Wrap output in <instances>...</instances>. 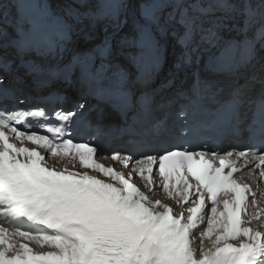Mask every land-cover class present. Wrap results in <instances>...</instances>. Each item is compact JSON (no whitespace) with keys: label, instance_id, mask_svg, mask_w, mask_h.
<instances>
[{"label":"snow or ice","instance_id":"1","mask_svg":"<svg viewBox=\"0 0 264 264\" xmlns=\"http://www.w3.org/2000/svg\"><path fill=\"white\" fill-rule=\"evenodd\" d=\"M87 5L88 0H68L64 17L58 18L62 40H70L73 21L86 17L109 20L119 28L123 0H95V11L82 12ZM21 7L28 10L23 35L11 43L22 56L46 46L50 13L35 3ZM166 7L171 11L163 16ZM142 15L145 23L136 25L131 41L115 32L104 38L94 50L99 64L87 53H73L55 69L22 62L27 73L44 83L68 82L78 72L85 102L70 109L21 108L16 95L21 90L5 86L0 76V264H264V209L257 200L264 192L258 194L249 182L257 174L264 181V147L221 153L201 144L191 150L208 124L198 119L195 100L183 91L177 95L188 98L193 108L191 114L187 106L181 108L179 120L185 127L179 136L166 124L153 133L152 95L135 96L129 74L106 62L114 39L131 44L138 49L131 57L141 69L137 80L147 84L164 59L158 33L165 35L170 28L184 49L174 63L179 69L192 62L191 53L200 44L219 46L226 21L243 16V39L225 41L215 65H209L214 72L234 71L251 62L257 42L264 47V0H157L144 6ZM3 71L7 62H0ZM258 82L264 85V79ZM173 83L170 79L162 87ZM214 87L197 76L193 96L215 95ZM246 87H232L225 102L237 119ZM14 97L12 108L3 103ZM89 98L96 104L89 105ZM255 103L254 116L264 132V88ZM102 104L125 117L133 113V122L137 107L142 111L147 127L136 132L131 150L108 156L96 143L106 131L103 109L93 116ZM75 128L88 129L91 139L73 137L70 129ZM125 131L136 130L129 126ZM239 160L245 161L242 166ZM245 169L248 178H237Z\"/></svg>","mask_w":264,"mask_h":264},{"label":"bare ground","instance_id":"2","mask_svg":"<svg viewBox=\"0 0 264 264\" xmlns=\"http://www.w3.org/2000/svg\"><path fill=\"white\" fill-rule=\"evenodd\" d=\"M132 2V13L130 15H126L125 17L122 18L121 23L119 25V28L118 29H114L112 28V23L110 21H102V20H99L98 24H97V32L98 33V37L93 40V41H90L86 44L83 45V48L85 51H93L97 48L98 45H102L103 44V41H104V38L106 36H113V33L115 32L116 36L118 38H126L127 40L129 38H131V34H130V31L133 30V25H135V22H133L132 20H134L136 17L138 18H141V15H142V6L143 5H146V4H149V5H152L153 3L157 2V0H131ZM90 3H95V0H90ZM50 10L54 13L55 15V23L54 25L58 28V29H61L60 27V24H59V21H58V18L59 17H64V9H60L59 8V5L57 3H53L51 6H50ZM170 8V7H168ZM8 11V10H6ZM1 13H4V4L3 2L0 0V14ZM102 22V23H101ZM129 22H132V26ZM73 23V22H72ZM74 29H75V26H74ZM86 33H89L86 32ZM159 35V33H158ZM169 37V36H167ZM75 38V37H74ZM161 38H166V37H161ZM80 37H78L77 40H79ZM165 41L162 42V44H168V41H166V39H164ZM113 46L119 48L121 51L125 50L126 49V46L127 44H118L116 42V40L114 39L113 40ZM82 47V44L79 45V46H75L74 44H72L70 46V53H76V52H79L80 48ZM95 47V48H94ZM166 51L168 52V55H174V53L177 51V48L174 46H169L167 47ZM261 66H264L263 64H260ZM258 66L259 65H256V67L254 68L255 71L258 70ZM245 77V76H244ZM34 96H38L36 94H33V97ZM105 163H108V164H111L110 161L108 160H105L104 161Z\"/></svg>","mask_w":264,"mask_h":264},{"label":"rangeland","instance_id":"3","mask_svg":"<svg viewBox=\"0 0 264 264\" xmlns=\"http://www.w3.org/2000/svg\"><path fill=\"white\" fill-rule=\"evenodd\" d=\"M171 44H172V43H171ZM165 45H166V44H165ZM169 46H170V45H169ZM169 46H166V48L169 47Z\"/></svg>","mask_w":264,"mask_h":264}]
</instances>
